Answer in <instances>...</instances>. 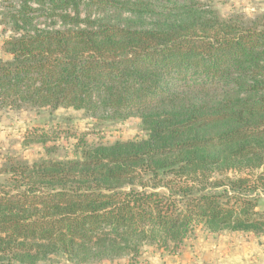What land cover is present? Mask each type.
<instances>
[{"label":"trees","instance_id":"1","mask_svg":"<svg viewBox=\"0 0 264 264\" xmlns=\"http://www.w3.org/2000/svg\"><path fill=\"white\" fill-rule=\"evenodd\" d=\"M2 1L14 36L1 46V111L138 118L145 136H82L77 158L2 165L0 264L167 251L195 223L264 234L263 17L224 19L199 0Z\"/></svg>","mask_w":264,"mask_h":264},{"label":"rangeland","instance_id":"2","mask_svg":"<svg viewBox=\"0 0 264 264\" xmlns=\"http://www.w3.org/2000/svg\"><path fill=\"white\" fill-rule=\"evenodd\" d=\"M218 11L221 18L241 14L246 20L264 18V0H199ZM0 0V59H7L1 46L14 36L4 19L7 8ZM8 22V21H7ZM46 132L56 137L45 145L31 139L32 133ZM84 137L88 143H114L145 136L138 118L124 122H107L91 118L84 111L58 109L52 114L35 112L29 108L7 112L0 110V168L8 162L32 164L41 160L74 159L77 140ZM261 171V170H260ZM264 171V166L262 168ZM231 175V173H230ZM258 211H264V194L258 201ZM6 259L0 256V262ZM37 264H76L61 254L48 257ZM85 264H264V234L222 231L212 233L195 223L188 237L169 250L144 244L138 256H126L112 262Z\"/></svg>","mask_w":264,"mask_h":264}]
</instances>
